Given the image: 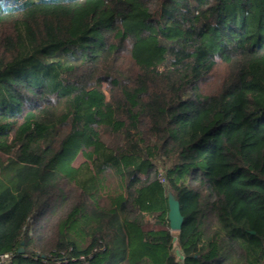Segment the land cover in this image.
<instances>
[{
	"label": "trees",
	"instance_id": "trees-1",
	"mask_svg": "<svg viewBox=\"0 0 264 264\" xmlns=\"http://www.w3.org/2000/svg\"><path fill=\"white\" fill-rule=\"evenodd\" d=\"M5 253L264 264V0H0Z\"/></svg>",
	"mask_w": 264,
	"mask_h": 264
},
{
	"label": "water",
	"instance_id": "water-1",
	"mask_svg": "<svg viewBox=\"0 0 264 264\" xmlns=\"http://www.w3.org/2000/svg\"><path fill=\"white\" fill-rule=\"evenodd\" d=\"M167 206H168V224L171 232H177L180 230L183 222L182 215L179 211V204L171 195L167 196ZM22 247L19 248L18 252L21 253Z\"/></svg>",
	"mask_w": 264,
	"mask_h": 264
},
{
	"label": "built area",
	"instance_id": "built-area-1",
	"mask_svg": "<svg viewBox=\"0 0 264 264\" xmlns=\"http://www.w3.org/2000/svg\"><path fill=\"white\" fill-rule=\"evenodd\" d=\"M159 182L164 184L162 175L159 176ZM0 264H14L13 255L10 253L0 254Z\"/></svg>",
	"mask_w": 264,
	"mask_h": 264
}]
</instances>
